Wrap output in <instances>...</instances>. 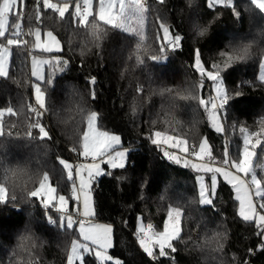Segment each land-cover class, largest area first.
I'll use <instances>...</instances> for the list:
<instances>
[{
  "label": "trees",
  "instance_id": "trees-1",
  "mask_svg": "<svg viewBox=\"0 0 264 264\" xmlns=\"http://www.w3.org/2000/svg\"><path fill=\"white\" fill-rule=\"evenodd\" d=\"M146 5L145 46L150 52L157 51V16L183 37L182 47L171 50L167 61L158 66L148 63L147 56L143 64L137 62V37L102 24L99 27L103 34L93 37L90 26H79L70 16L60 20L57 14L42 8V22L37 24L36 0H26V31L37 26L42 32L51 30L63 46L59 52L35 54L68 63L62 72L57 69L53 73L49 67L45 70L46 76L54 79L53 85H42L49 106L42 122L51 139L41 140L37 130L28 137L31 118L27 104L34 102L29 48H12L9 77L0 78V108L12 106L17 116L5 117V135L0 136V182L14 168H24L30 176L47 171L60 192L70 196L71 184L57 158L71 163L83 161L71 149L78 148L87 115L95 111L99 126L121 136L123 147L129 149L126 167L109 170L105 165L110 174L97 178L92 186L94 219L113 226V246L109 251L114 258L122 264H264L263 236L258 235L254 223L238 216L230 186L221 181L213 205H201L198 173L165 157L162 147L153 145L148 138L156 130L197 142L206 136L214 146V154L221 155L225 137L211 129L196 101L180 96H184L187 86L192 94H208L197 91L200 78L192 68L194 49H200L211 69L213 64L224 67L220 53L229 51V45L237 49L250 46L247 60L237 61L223 72L231 96L224 121L230 148L235 151L242 145L239 126L250 131L259 129L264 119V82L259 79L258 67L264 58V13L251 0H234L239 18L230 8L210 9L207 0H196L195 6L188 0H166L163 5L158 0H146ZM192 16L198 29H206L203 35H190ZM24 39L31 41L32 37ZM92 78L94 86L89 83ZM195 113L200 119L198 130L191 124ZM233 125L237 128L233 129ZM254 167L258 178H264V152L259 149ZM15 183L17 200L0 204V264H66L67 246L76 234L58 227L59 213L55 209L44 208L21 191L22 185L35 186L27 176L15 178ZM8 186L11 191V180ZM170 206L183 210L181 238L173 242L176 251L169 250L168 256L159 257L157 250L149 257L135 237L138 217L162 229ZM74 209L75 205L70 204V211ZM49 217L57 224L49 223ZM86 257V264H97L92 256Z\"/></svg>",
  "mask_w": 264,
  "mask_h": 264
},
{
  "label": "snow or ice",
  "instance_id": "snow-or-ice-1",
  "mask_svg": "<svg viewBox=\"0 0 264 264\" xmlns=\"http://www.w3.org/2000/svg\"><path fill=\"white\" fill-rule=\"evenodd\" d=\"M165 2L166 0H158L161 5ZM251 4L264 13V0H251ZM25 5L26 0H0V78L9 77L12 48L28 47L30 76L33 78L30 87L34 102L27 104L31 122L27 125L26 135L32 137L33 130H37L41 140L51 139L48 128L42 122L49 111L47 91L42 85H53L54 79L46 76L45 67L53 69V73L57 69L62 72L68 62L59 58L45 59L35 54L37 52L52 54L62 51L63 46L51 30L42 32L38 26L24 30ZM207 5L210 9L217 6L230 8L239 18L240 13L235 9L234 0H207ZM41 8L57 14L60 20L70 16L77 25L90 26L93 37L98 38L103 34L99 27L101 24L137 37L139 42L136 45V60L140 64L144 63V56L159 63L166 58L169 50L175 51L182 47V35L172 32L171 27L160 16L156 18L155 39L159 45L158 51L150 52L145 46L144 27L149 11L145 0H36L37 24L42 22ZM27 18L29 21L32 20L31 16ZM205 31L206 29H202L199 35H203ZM26 36L32 37V40L24 39ZM249 47L222 51L220 55L225 58L223 69L216 64L211 65L209 69L202 59L200 49H194L192 68L200 78L197 91L203 90L208 94L180 96V99L196 101L206 115L211 129L225 137L219 157L214 154V146L206 136L197 142L179 134H170L167 130H156L148 138L153 145L162 147L165 157L177 164L183 163L185 167H191L198 173L196 180L201 205H213L218 184L223 181L234 193V200L238 204V216L245 222L254 223L258 235L264 236V178H258L253 163L257 157V150L264 152V119L261 120V126L257 131H250L246 126L238 127L242 145L237 146L235 151L230 148L231 142L226 138L228 129L224 122L231 96L225 86L222 72L237 61L247 60ZM258 67L259 79L264 82V58L259 60ZM206 82L210 85V90L206 87ZM89 83L94 86L95 78ZM92 98H95L94 90ZM20 111L23 112V108ZM6 116L15 117L17 111L12 106L0 108V136L5 135ZM97 121L98 114L95 111L87 115L86 130L78 140V148L71 149L77 152L83 162L73 164L64 158H57L67 181L71 184L70 196L60 192L47 171L38 176H30L24 168H14L10 170V176L6 175L4 182H0V204H5L17 200L15 178L27 176L28 182L35 186L28 188L22 185L21 191L26 193L29 200L39 201L44 208L55 209L59 213L58 227L76 234L67 246L66 264H86L85 254L92 256L97 264H122L120 259L114 258L109 251L113 246L112 226L96 223L94 220L91 192L96 178L110 174L103 166L106 165L112 170L126 167L127 151L117 150L122 143L121 136L100 130ZM232 128L236 129L237 126L233 125ZM10 180L11 191L8 186ZM70 204L75 205L74 211H70ZM182 216L181 207L170 206L162 229H157L151 222L145 224L144 218L138 217L135 234L142 251L149 257L156 255L157 250L159 257L168 256L169 250L174 253L176 248L173 242L181 238L183 230ZM49 223L57 224V220L49 217Z\"/></svg>",
  "mask_w": 264,
  "mask_h": 264
},
{
  "label": "rangeland",
  "instance_id": "rangeland-1",
  "mask_svg": "<svg viewBox=\"0 0 264 264\" xmlns=\"http://www.w3.org/2000/svg\"><path fill=\"white\" fill-rule=\"evenodd\" d=\"M188 1H190V2H192V4L195 6L196 5V0H188ZM145 3H146V0H145ZM192 13V12H191ZM192 15H193V13H192ZM192 18V20H191V23H190V35L193 33V32H197V34L201 31V29H198L199 28V25L198 26H196L197 25V23H195L196 22V20L194 19V16H192L191 17ZM146 22V21H145ZM200 27H202V26H200ZM144 32H145V27H144ZM233 37L235 38V37H237V35H233ZM154 47L155 48H157V51H158V48H159V45L157 44V42H156V40L154 41ZM135 48H136V45H135ZM233 48H236L235 46H231V45H229L228 46V49H229V51H231ZM167 55H166V58L164 59V60H162L161 62H159V63H163L164 64V62H166L167 61V59H168V57L171 55V50H169L167 53H166ZM11 55H12V52H11ZM41 57V56H40ZM42 58H44V57H42ZM53 58H57V57H53ZM45 59H47V58H45ZM221 59H225L224 57H220V60ZM153 61H151L150 59H149V61H148V63H152ZM154 63V65L155 66H158V65H160L159 63H156V62H153ZM10 65H11V56H10ZM216 65H218V64H216ZM162 66V65H161ZM47 67V66H46ZM46 67H45V70H46ZM219 67L221 68V69H223L224 67H222L221 65H219ZM128 69H129V65H127V70H126V72L128 71ZM183 69H184V67H183ZM225 71V70H224ZM223 71V72H224ZM223 72H222V75H223ZM46 73V72H45ZM181 75H179L178 76V83H180V81L182 80V77H180ZM206 85L208 86V88L210 89V85L209 84H207V82H206ZM197 86V85H196ZM184 96L185 95H189V94H192L193 92H192V90H191V92H189V86H187L185 89H184ZM86 121H87V119H86ZM99 122L97 121V125H98V127H99V129L100 130H105V129H103L102 127H100L99 126V124H98ZM192 126L194 127V129L195 130H198L199 129V126H200V119L197 117V114L195 113V114H193V118H192ZM190 129H192V128H190ZM85 130H86V126H85ZM84 130V131H85ZM199 132H200V130H199ZM199 132H198V136H200L199 135ZM111 133V132H110ZM193 133H194V130H193ZM117 150H126L127 151V156H126V165H127V163H128V155H129V149H127V148H124L123 147V145H122V143H121V145L120 146H118V149ZM178 154V153H177ZM81 162H83V161H81ZM81 162H79V163H81ZM73 164H78V162L76 161V160H74L73 162H72ZM253 163H254V161H253ZM104 168H105V166H103ZM109 170H112V169H110V168H108ZM191 170L194 172V173H197V172H195L192 168H191ZM105 171L107 172V169L105 168ZM103 176V175H102ZM102 176H100V177H102ZM100 177H98V178H100ZM97 179V178H96ZM95 179V180H96ZM206 179H207V177H206ZM198 185V184H197ZM198 192H199V185H198ZM70 194H71V190H70ZM91 195H92V198H93V204H94V196H93V192H91ZM215 197V196H214ZM213 197V198H214ZM95 220V219H94ZM95 222L96 223H101V224H108V223H106V222H102V221H98V220H95ZM110 225V224H109ZM112 226V225H111ZM112 228H113V226H112ZM135 237H136V234H135ZM137 239V238H136ZM263 240H264V236H263ZM112 244H113V233H112ZM86 256H87V254H85Z\"/></svg>",
  "mask_w": 264,
  "mask_h": 264
},
{
  "label": "built area",
  "instance_id": "built-area-1",
  "mask_svg": "<svg viewBox=\"0 0 264 264\" xmlns=\"http://www.w3.org/2000/svg\"><path fill=\"white\" fill-rule=\"evenodd\" d=\"M24 28V27H23ZM24 30L26 31V29L24 28Z\"/></svg>",
  "mask_w": 264,
  "mask_h": 264
}]
</instances>
